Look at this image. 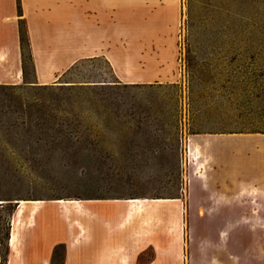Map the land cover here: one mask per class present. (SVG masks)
Here are the masks:
<instances>
[{
  "label": "rangeland",
  "instance_id": "rangeland-1",
  "mask_svg": "<svg viewBox=\"0 0 264 264\" xmlns=\"http://www.w3.org/2000/svg\"><path fill=\"white\" fill-rule=\"evenodd\" d=\"M70 1L116 71L0 88V264H264V0Z\"/></svg>",
  "mask_w": 264,
  "mask_h": 264
},
{
  "label": "crops",
  "instance_id": "crops-1",
  "mask_svg": "<svg viewBox=\"0 0 264 264\" xmlns=\"http://www.w3.org/2000/svg\"><path fill=\"white\" fill-rule=\"evenodd\" d=\"M17 2L0 0V85L25 82L31 85L53 84L74 64L87 58H104L116 71V32L107 35L102 32L101 26H97L99 31L90 36L87 44L85 6L70 0H22L21 17ZM22 18L26 24L32 57V80H26L24 73L19 31ZM90 28L96 30L93 25ZM207 139L210 140L206 138L203 141ZM203 141H199L202 153L209 150L207 147L204 149ZM226 152L219 153L226 155ZM250 189L251 186L247 187L248 196H251Z\"/></svg>",
  "mask_w": 264,
  "mask_h": 264
},
{
  "label": "bare ground",
  "instance_id": "bare-ground-1",
  "mask_svg": "<svg viewBox=\"0 0 264 264\" xmlns=\"http://www.w3.org/2000/svg\"><path fill=\"white\" fill-rule=\"evenodd\" d=\"M156 201H160V200H156ZM140 202H142L141 199L126 200V203L129 204V206H128L129 210L132 209V205L134 203H140ZM25 203L26 202H24V201L21 202V205L18 208L17 213H16L17 217H19L23 213V208H24ZM29 203L34 207L33 212H32V216H31V219H32L31 221H33V214L40 208V205L42 202L41 201H30ZM55 203L61 205L62 207H65L68 205L73 206V207H71V209H73V210H74V208H75V210H79V211L82 209L81 208V206H82L81 202L75 201V200H71V201L58 200V201H55ZM132 214H133L132 211H130L128 213V219L129 220L132 219ZM19 224L20 223L18 222V219L16 221L15 220L13 221L12 231H11V236H10V241H9L10 248L12 249L14 254H16L18 256L21 254L19 242H18L19 241ZM31 225H33V223H31ZM121 262L123 264H130V262L128 261L127 258L121 259Z\"/></svg>",
  "mask_w": 264,
  "mask_h": 264
},
{
  "label": "trees",
  "instance_id": "trees-1",
  "mask_svg": "<svg viewBox=\"0 0 264 264\" xmlns=\"http://www.w3.org/2000/svg\"><path fill=\"white\" fill-rule=\"evenodd\" d=\"M17 8H18V14L19 16H23V13H22V9H21V4H20V1L18 0L17 2ZM19 31H20V41H21V49H22V56H23V63L25 61V57H24V47L25 45L28 47L29 49V40H28V34H27V28H26V24H25V21L24 19H20V22H19ZM32 59L31 57V53H30V60ZM80 63L77 62L76 64H74L68 71L70 72L71 70H73L75 68V66H77L78 64ZM116 80L117 77H115ZM114 82H119V81H114ZM66 86H63V87H74V86H77V85H74L72 83H68V82H65ZM38 86H41V85H38ZM42 86H48V85H42ZM10 87V88H9ZM0 88H7V89H17L15 86H7V85H0ZM7 98L9 99L10 102H13V98L10 94H7L6 95ZM9 112H13V111H9Z\"/></svg>",
  "mask_w": 264,
  "mask_h": 264
}]
</instances>
